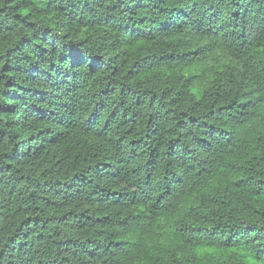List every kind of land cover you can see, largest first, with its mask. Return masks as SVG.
<instances>
[{
	"label": "trees",
	"instance_id": "1",
	"mask_svg": "<svg viewBox=\"0 0 264 264\" xmlns=\"http://www.w3.org/2000/svg\"><path fill=\"white\" fill-rule=\"evenodd\" d=\"M0 264H264V0H0Z\"/></svg>",
	"mask_w": 264,
	"mask_h": 264
}]
</instances>
